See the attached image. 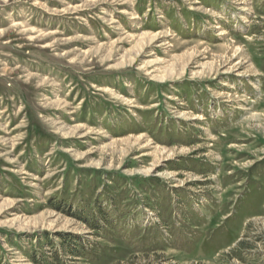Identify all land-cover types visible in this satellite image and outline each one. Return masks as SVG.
<instances>
[{
	"label": "rangeland",
	"instance_id": "1",
	"mask_svg": "<svg viewBox=\"0 0 264 264\" xmlns=\"http://www.w3.org/2000/svg\"><path fill=\"white\" fill-rule=\"evenodd\" d=\"M0 264H264V0H0Z\"/></svg>",
	"mask_w": 264,
	"mask_h": 264
},
{
	"label": "bare ground",
	"instance_id": "2",
	"mask_svg": "<svg viewBox=\"0 0 264 264\" xmlns=\"http://www.w3.org/2000/svg\"><path fill=\"white\" fill-rule=\"evenodd\" d=\"M220 34H224V33H220Z\"/></svg>",
	"mask_w": 264,
	"mask_h": 264
}]
</instances>
